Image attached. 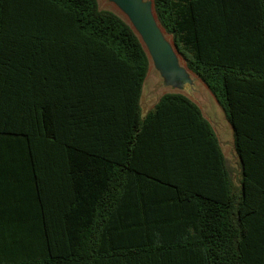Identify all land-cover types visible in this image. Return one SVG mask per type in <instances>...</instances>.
<instances>
[{
  "label": "trees",
  "instance_id": "16d2710c",
  "mask_svg": "<svg viewBox=\"0 0 264 264\" xmlns=\"http://www.w3.org/2000/svg\"><path fill=\"white\" fill-rule=\"evenodd\" d=\"M154 5L234 129L236 194L205 202L188 242L114 219V175L99 165L120 155L130 170L144 144L166 136L178 146L190 118L226 176L215 133L182 94L142 118L147 54L98 0H0V264H264V0ZM68 173L73 193L53 184Z\"/></svg>",
  "mask_w": 264,
  "mask_h": 264
},
{
  "label": "crops",
  "instance_id": "0c3cea01",
  "mask_svg": "<svg viewBox=\"0 0 264 264\" xmlns=\"http://www.w3.org/2000/svg\"><path fill=\"white\" fill-rule=\"evenodd\" d=\"M149 73L151 74L150 61ZM156 82L155 85L151 84V91H144L143 85L140 98L142 118L152 112L166 94H182L189 98L199 107L215 133L218 147L226 161V176L221 173L219 154L217 150L215 152L210 137L199 124L197 126L203 130L192 125L190 118L181 120L186 127H181L180 136L183 139L178 146L167 147V136L163 141L152 140V144H144L142 152L135 155L130 170L120 167L124 156L119 155L110 160L114 165H99V171L106 170L111 177L114 175V188H111L115 194L114 219L131 226L171 228L165 234L166 240L180 239L188 242L197 236L190 228L200 226L204 221L199 213L203 204L218 199L221 192L229 195L230 188L234 195L236 188L240 186L241 168L239 165L237 179L235 166L236 160L239 163V158L235 151L234 138L233 141L228 138L230 129L234 137V129L216 97L202 81L209 91V98L202 93L200 102L182 92L158 93L155 90ZM75 181V176L68 173L55 178L53 184L73 193ZM98 220L101 222L105 218L101 215ZM175 228H180V232L176 233Z\"/></svg>",
  "mask_w": 264,
  "mask_h": 264
},
{
  "label": "water",
  "instance_id": "95a60500",
  "mask_svg": "<svg viewBox=\"0 0 264 264\" xmlns=\"http://www.w3.org/2000/svg\"><path fill=\"white\" fill-rule=\"evenodd\" d=\"M138 37L155 75L156 91L182 92L200 102L201 88L161 26L154 0H107ZM184 63V64H183Z\"/></svg>",
  "mask_w": 264,
  "mask_h": 264
},
{
  "label": "rangeland",
  "instance_id": "374dc122",
  "mask_svg": "<svg viewBox=\"0 0 264 264\" xmlns=\"http://www.w3.org/2000/svg\"><path fill=\"white\" fill-rule=\"evenodd\" d=\"M150 1H152L153 2V0H150ZM98 3H99V7H100V9L101 10H108V11H113L114 13H117L116 12V10L114 9V7L113 6H111L108 2H107V0H98ZM167 37L170 39V41L173 43V38H172V36L171 35H169V34H167ZM184 64V63H183ZM155 82H156V78H155V75L154 74H148V80H146L145 81V84H144V91H151V89H150V86H151V84H154L155 85ZM156 85H157V82H156ZM197 86H198V88H201V92L202 93H204V95L205 96H207L208 97V90H206V88L204 87V84L200 81V83L199 82H197ZM161 92H163V90H159L158 91V93H161ZM157 93V94H158ZM209 98V97H208ZM228 138L230 139V140H232L233 141V131H232V129H230V132H229V134H228ZM235 166H236V169H237V179L239 178V163H238V161L236 160V163H235Z\"/></svg>",
  "mask_w": 264,
  "mask_h": 264
}]
</instances>
